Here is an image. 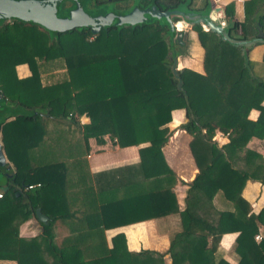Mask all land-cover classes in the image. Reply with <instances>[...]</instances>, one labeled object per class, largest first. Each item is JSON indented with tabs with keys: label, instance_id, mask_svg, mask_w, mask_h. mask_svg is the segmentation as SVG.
Masks as SVG:
<instances>
[{
	"label": "trees",
	"instance_id": "1",
	"mask_svg": "<svg viewBox=\"0 0 264 264\" xmlns=\"http://www.w3.org/2000/svg\"><path fill=\"white\" fill-rule=\"evenodd\" d=\"M94 1L83 3L89 18L105 17V4L115 17L148 6L205 13L211 5V0ZM74 8V2L63 1L57 17ZM223 13L225 39L186 20L203 51V74L178 70L179 89L171 66L185 55L187 42L181 31L172 36L169 30L177 17L107 25L94 34L82 26L53 34L36 24L0 19V258L16 264H164L168 255L170 264H228L219 241L236 233V264H264V206L252 212L242 197L247 181L264 183V166L256 163L262 159L245 150L252 137H264V0L244 2L242 22L234 17L233 3ZM252 39L257 40L237 45ZM257 45L263 53L254 62L248 53ZM20 65L29 72L25 78L17 77ZM50 86L70 94L55 114L16 100ZM174 110L184 111L178 127L190 137L187 148L197 170L181 203L173 192L179 180L162 153ZM251 110L258 112L255 121L248 119ZM80 118L88 122L80 124ZM215 133L227 143L217 146ZM104 137L118 149L137 147V161L91 172L89 140L101 146ZM35 184L39 187L26 190ZM212 201L224 204L216 220L199 210ZM36 209L48 218L46 224L38 222ZM92 214L101 226L88 229L86 217ZM165 217L178 219L165 254L127 251L121 233L109 246L106 242L108 230ZM25 223L36 230L33 236L19 235ZM57 225L67 234L55 241Z\"/></svg>",
	"mask_w": 264,
	"mask_h": 264
},
{
	"label": "crops",
	"instance_id": "2",
	"mask_svg": "<svg viewBox=\"0 0 264 264\" xmlns=\"http://www.w3.org/2000/svg\"><path fill=\"white\" fill-rule=\"evenodd\" d=\"M246 1L248 0H211V4L223 9L225 5L233 3L234 17L236 21L242 22L244 17L243 3ZM195 4L198 5V2H195ZM183 11L188 12L185 8H183ZM208 13L209 11L207 10L206 14H201L208 15ZM186 23L188 24L185 26L186 28L183 30L181 29L183 40L187 42L186 53L184 56H179L180 60L178 62L177 70L185 69L197 74H203V51L201 48L196 46V35L191 30V25H189L188 22ZM196 48L200 50L198 55L194 53ZM262 53L263 46L257 45L249 51L248 58L251 61L259 62L261 61ZM16 74L18 78H25L29 75V72L25 65H20L16 67ZM262 105L264 106V101L262 102ZM55 110L58 112L59 109L57 108ZM257 116L258 112L256 110H251L248 113V119L250 121H255ZM78 120L80 124L88 122L85 118H80ZM184 122L185 119L183 110L172 111L171 122L167 125L168 129L172 131V134L168 143L162 149L166 164L169 168H171L179 180V183L173 188V192L180 203L183 202L185 198V193L188 189L187 185L190 184L197 174L196 167L193 160L189 156L187 148L190 137L178 127ZM103 140L104 143L101 146L96 145L93 140H89V151L86 159L91 172L131 164L137 161V147L118 149V147L113 145L106 137H104ZM213 141H215L219 147L227 143V139L219 133H215ZM245 150L258 155L262 160L257 161L256 163L260 167L261 165L262 167L264 166V137L262 139L252 137L246 143ZM240 156H243V152ZM239 164L240 167L246 168L243 161ZM253 166V164L248 165L247 168H253ZM242 197L248 202L252 212H257L264 206V183L261 184L251 180L247 181L242 191ZM207 206L208 208L202 209L203 207H201L199 210L206 211L205 215L207 218L216 220L219 213L222 211L224 204L220 201H212L211 204ZM86 226L88 229L100 227L101 221L98 214H92L86 217ZM177 230L178 219L176 217H165L108 230L105 232V238L109 246L110 238L118 233H121L125 238L127 251L138 252L139 250H149L158 254H165L168 248L169 235ZM35 231L36 230L30 228L29 223H25L20 226L19 235L29 237L33 236ZM52 233L54 238H56L55 241H58L67 234V230L61 225H57V227L52 230ZM236 236V233H227L222 235L219 241V248L223 251V260L228 264H236L237 257L233 252L234 240ZM0 264L16 263L13 259L0 258ZM164 264H170L168 255H164Z\"/></svg>",
	"mask_w": 264,
	"mask_h": 264
},
{
	"label": "water",
	"instance_id": "3",
	"mask_svg": "<svg viewBox=\"0 0 264 264\" xmlns=\"http://www.w3.org/2000/svg\"><path fill=\"white\" fill-rule=\"evenodd\" d=\"M66 0H0V19L8 20L15 19L18 21L36 24L44 29L50 31L53 34L63 33L74 29L77 26L89 27L92 34L96 33L101 27L107 25L120 24L129 17L135 15L146 14L156 19H165L169 21L170 17H177L178 21L168 23L169 30L174 35V32L181 31L182 27L186 26V20L192 18H198L206 28L213 30L225 39L221 29L225 27L226 21L223 13V9L211 4L208 11V15L204 16L199 12L188 13L181 9H175L171 11H152L147 9H133L128 13L111 17L107 12L105 17L89 18L82 13L83 3L85 0H70L75 3V8L67 17H57L56 10L59 5ZM176 23H181L180 29L175 28ZM252 39L237 43V45L247 44L249 42L256 41ZM264 42V39L261 40ZM179 56L173 59L171 71L173 76L178 80L177 88H180V79L177 76ZM1 158V154H0ZM2 162L0 161V166ZM35 217L41 224H46L48 218L41 214L38 209L35 210Z\"/></svg>",
	"mask_w": 264,
	"mask_h": 264
},
{
	"label": "rangeland",
	"instance_id": "4",
	"mask_svg": "<svg viewBox=\"0 0 264 264\" xmlns=\"http://www.w3.org/2000/svg\"><path fill=\"white\" fill-rule=\"evenodd\" d=\"M161 1L164 2V0H161ZM108 8H109V4L102 5L101 15H103L104 12L105 13L109 12ZM146 9L152 10L153 8H152V6H148ZM204 14H206V12ZM110 16L115 17V14H111ZM204 16H206V15H204ZM192 19L194 21H197V22L199 21L198 18H192ZM192 19H190V20H192ZM153 20H155V18L151 17L150 15L141 14V15H135V16L129 17L126 20H124L123 22H124V24H131L132 25L135 23H137V24L138 23H150V22H153ZM190 20L188 19L189 23H190ZM179 25H180V27H179ZM186 25H188V24H186ZM176 26L178 29L181 28V24H176ZM184 28H186V27H182V30ZM196 46L198 48H200L198 46L197 42H196ZM199 52H200V50H198L197 48L194 51V53L197 55ZM48 84H53V82L47 83L46 85H48ZM66 92L69 94L68 89L65 91V90H63L62 87L50 86L47 88L35 89L33 91L20 94V95L16 96V100L18 101L19 104H22L24 106H41V107L48 108L49 113L55 114L57 112L55 109H57V108L59 110L61 109V107L63 105L62 102L64 101V94ZM69 95H66V97L67 96L69 97ZM0 179H1V176H0Z\"/></svg>",
	"mask_w": 264,
	"mask_h": 264
},
{
	"label": "built area",
	"instance_id": "5",
	"mask_svg": "<svg viewBox=\"0 0 264 264\" xmlns=\"http://www.w3.org/2000/svg\"><path fill=\"white\" fill-rule=\"evenodd\" d=\"M39 187V184H35V185H29L26 187V190H31L33 188H37ZM0 199H1V194H0ZM258 237H256L255 239H257Z\"/></svg>",
	"mask_w": 264,
	"mask_h": 264
},
{
	"label": "flooded vegetation",
	"instance_id": "6",
	"mask_svg": "<svg viewBox=\"0 0 264 264\" xmlns=\"http://www.w3.org/2000/svg\"><path fill=\"white\" fill-rule=\"evenodd\" d=\"M109 1H112V0H95L94 1V3H98V2H109ZM179 27H180V25H179ZM181 27H182V25H181Z\"/></svg>",
	"mask_w": 264,
	"mask_h": 264
},
{
	"label": "bare ground",
	"instance_id": "7",
	"mask_svg": "<svg viewBox=\"0 0 264 264\" xmlns=\"http://www.w3.org/2000/svg\"><path fill=\"white\" fill-rule=\"evenodd\" d=\"M176 24H181V23H176ZM176 24H175V28L178 29L177 26H176Z\"/></svg>",
	"mask_w": 264,
	"mask_h": 264
}]
</instances>
